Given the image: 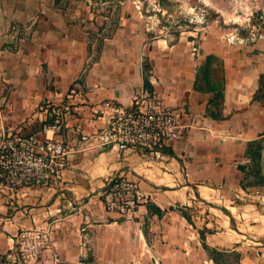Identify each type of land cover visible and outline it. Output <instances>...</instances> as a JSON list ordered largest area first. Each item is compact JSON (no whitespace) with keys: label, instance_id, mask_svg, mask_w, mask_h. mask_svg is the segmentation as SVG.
<instances>
[{"label":"crops","instance_id":"1","mask_svg":"<svg viewBox=\"0 0 264 264\" xmlns=\"http://www.w3.org/2000/svg\"><path fill=\"white\" fill-rule=\"evenodd\" d=\"M166 1L144 0L162 14ZM120 3L105 35L90 0H0V133L43 136L40 106L71 109L47 134L70 150L62 176L13 190L0 182V264L16 231L36 224L53 228L41 264H215L204 245L222 252L217 264H264V54L150 38L148 15ZM74 85L84 95L66 98ZM140 88L178 114V136L157 153L93 140L108 127L93 106L129 107ZM117 176L151 194L135 221L102 206Z\"/></svg>","mask_w":264,"mask_h":264},{"label":"built area","instance_id":"2","mask_svg":"<svg viewBox=\"0 0 264 264\" xmlns=\"http://www.w3.org/2000/svg\"><path fill=\"white\" fill-rule=\"evenodd\" d=\"M133 3L141 13L139 1ZM90 7L94 10L93 5ZM109 18L110 14L99 15L100 30L104 34L119 25V20ZM83 95L84 90L74 85L65 96L70 99ZM40 109L47 118L41 126L43 136L36 133H0V182L10 190L55 182L67 168L70 156L67 144L47 134H53L66 125L71 113L70 105L46 103ZM92 112L96 118L105 117L108 124L106 129L92 135L93 140H101L102 144L113 147L139 148L157 153L166 142L178 136L181 128L178 114L165 106L156 92L145 88L134 92L129 107L104 100L93 106ZM150 196L143 193L135 181L117 176L103 191L101 203L105 212L130 222L139 217L140 207L147 203ZM52 237L53 228L49 225L20 228L12 236L13 246L7 254L8 263H44V254L53 245ZM53 258L55 262L58 260L55 256Z\"/></svg>","mask_w":264,"mask_h":264},{"label":"rangeland","instance_id":"3","mask_svg":"<svg viewBox=\"0 0 264 264\" xmlns=\"http://www.w3.org/2000/svg\"><path fill=\"white\" fill-rule=\"evenodd\" d=\"M133 1H139L140 14L148 15L150 38L164 37L171 42L194 38L191 47L197 49L199 44L207 42L222 46L224 53L234 48L236 54L250 58L264 54V0H168L164 5L170 10L163 14L156 2L148 7L144 0ZM120 4V0H90L92 11L97 16L110 14L109 20H116L114 15ZM219 60L216 57L210 64L215 65Z\"/></svg>","mask_w":264,"mask_h":264},{"label":"trees","instance_id":"4","mask_svg":"<svg viewBox=\"0 0 264 264\" xmlns=\"http://www.w3.org/2000/svg\"><path fill=\"white\" fill-rule=\"evenodd\" d=\"M260 83H261V87H264V75H261ZM204 249L206 250V252L210 256V258L215 262V264H217L218 263V257L222 256V252H219L215 249H211L206 245H204ZM233 255H235V258L239 257V255L236 252L233 253Z\"/></svg>","mask_w":264,"mask_h":264}]
</instances>
